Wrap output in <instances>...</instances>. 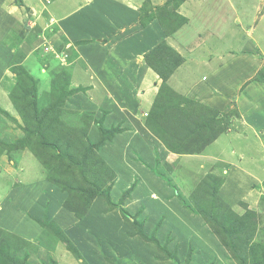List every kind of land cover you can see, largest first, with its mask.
<instances>
[{
	"label": "rangeland",
	"instance_id": "1",
	"mask_svg": "<svg viewBox=\"0 0 264 264\" xmlns=\"http://www.w3.org/2000/svg\"><path fill=\"white\" fill-rule=\"evenodd\" d=\"M14 14L18 22L0 31V63L5 67L0 72L13 75L11 102L0 96V264H121L119 251L128 248L133 260L123 259L124 264H252L255 255L264 264V180L255 182L250 176L259 174L257 151L264 150V143L251 152L245 140L222 134L241 131L240 121L234 120L236 108L215 110L164 89L151 108L138 110L142 116L135 118L145 116L142 125L136 122L139 126H107L87 115L67 121L65 87L51 89L48 76L59 72L51 61H59L56 51L64 42L40 37L42 29L31 25L32 17L25 19L28 10L22 17ZM244 33L237 27L229 30L223 41H212V48L228 47L227 52L238 54ZM33 50L43 51L40 59L49 62V69L34 60ZM27 51L32 52L28 58ZM262 75L260 68L256 80ZM42 82L49 92H39ZM101 159L111 173L102 168ZM27 162L33 166L24 178L21 167ZM12 188L17 206L10 201ZM29 195L35 204L24 199ZM66 199L78 208L93 199L82 225L75 227L82 244L73 239L77 256L64 241L53 239L58 245L53 243L52 251L46 245V233L55 237V228L43 215L53 205L64 214L59 218L68 220L74 214L64 206ZM133 217L149 238L165 245V253L136 234Z\"/></svg>",
	"mask_w": 264,
	"mask_h": 264
},
{
	"label": "crops",
	"instance_id": "2",
	"mask_svg": "<svg viewBox=\"0 0 264 264\" xmlns=\"http://www.w3.org/2000/svg\"><path fill=\"white\" fill-rule=\"evenodd\" d=\"M250 2L252 4L251 0H22L21 4L18 0H0V31L5 33L18 22L14 13L22 17L23 10H28L25 19L32 17L31 25L34 23L42 29L40 37L52 43L62 39L64 43L58 53L66 58L60 57L62 61L53 58L51 63L60 69L57 74L50 72L48 76L52 79L51 89L65 87L63 101L67 111L63 117L67 121L77 115L102 120L107 126H131L132 123L139 126L136 123L139 119L135 117L142 113L138 110L151 108L158 95L162 80L158 69L171 70L165 81L176 94L186 95L215 110L235 107L240 116L234 120L240 121L242 129L238 132L228 129L222 134L245 140L251 144V152H255L258 144L264 143V75L256 80L258 70H264V0H254L253 9ZM236 27L245 32L238 54L227 52L228 47L225 50L212 48V41H223L229 30ZM46 29L50 32L48 36ZM33 51L34 60L43 62L49 69V62L40 59L43 51ZM30 52L25 53L26 58L31 56ZM0 75V96L6 95L11 102L8 95L13 75L11 72H0ZM44 87L42 82L39 92H49ZM3 105H8L6 99ZM141 120L144 122L145 116ZM140 123L142 125V121ZM91 125L89 133L93 134L95 125ZM257 152L261 155L259 174L250 173L255 182L264 180V150ZM32 166L27 162L21 167L24 178ZM10 192V201L19 205L14 189ZM25 197L33 203L36 201L31 195ZM63 215L61 208L52 205L43 216H49V221H54L66 238L82 246L75 227L82 225L85 216L79 219L73 215L66 220L67 216L64 221L59 218ZM46 234L49 250L53 249V239L63 242L58 235ZM56 253L57 250L53 255ZM113 253L116 258L118 253ZM130 253L129 248L119 251L117 262L124 264L123 259L133 260L129 258Z\"/></svg>",
	"mask_w": 264,
	"mask_h": 264
},
{
	"label": "trees",
	"instance_id": "3",
	"mask_svg": "<svg viewBox=\"0 0 264 264\" xmlns=\"http://www.w3.org/2000/svg\"><path fill=\"white\" fill-rule=\"evenodd\" d=\"M175 63H177V62H175ZM178 64V63H177ZM156 69V68H155ZM158 74H160V76L162 77V79H164L163 80V82L166 80V78H167V76H168V74L171 72V70H169V71H165V70H161V69H158ZM163 82H162V84H161V86H160V89H159V93H158V96L160 95V93H161V91L162 90H166V91H168L169 93H175V92H173V91H171L167 86H166V84H163ZM10 92H11V90H10ZM172 95H175V94H172ZM158 98V97H157ZM17 109H18V107H17ZM55 139L57 140V141H59L60 140V137H58V136H55ZM102 160V159H101ZM102 162H103V160H102ZM103 164H104V162H103ZM105 167V169H107V171L109 172V173H111V170H110V167L109 166H107L106 164H104V166H102V168H104ZM106 174H108V173H106ZM110 175H108V176H106L105 177V180H106V182H108V181H110L111 179H110V177H109ZM105 185V184H104ZM100 187H102L103 189H105L104 187H103V185H100ZM78 191L80 192V194H81V196H85L84 194H83V192H82V188H79L78 189ZM129 191L130 190H128L127 192H124V198H125V196L126 195H128L129 194ZM126 193V194H125ZM107 196H109V194L107 193L106 194V196L105 197H107ZM110 197V196H109ZM88 197H86L85 199H87ZM92 200L93 199H90V200H87L86 201V203L84 204V205H82L81 207H76V206H72V204H68V199H66V201L65 202H63V204H64V206L66 207V208H68L71 212H73V214H74V216L76 217V218H83L87 213H88V210H89V208H90V206H91V203H92ZM108 200V201H107ZM106 201L109 203V204H111L113 207L114 206H116V203H114V202H112V201H110V199L108 198ZM123 200V198H120V202ZM123 202V201H122ZM53 226H54V228H55V230H52L53 231V233L55 234V235H58L59 236V238L61 239V240H63L65 243H66V246L68 247V249L69 250H71L72 252H74L73 251V249L72 248H74L75 247V245L73 244V242H71L70 240L68 241V238H66V235L60 230V228L54 223V222H52V221H49ZM130 222L132 223V224H134L135 225V230H136V234H138V235H140L144 240H150L151 242H153L155 245H156V247L158 248V249H160L161 251H163V253H165L166 251H165V245H160V243H159V241L156 239V238H154V237H152V238H149V236H147V234L143 231V229H142V227H141V223L140 222H138V220H135V218L133 217V218H130ZM229 229H231L232 230V226L231 227H229ZM61 233H63V236L61 235ZM256 244H254V245H252V246H255ZM253 249V248H252ZM168 251V250H167ZM74 254H75V252H74ZM76 254H78L77 252H76ZM75 254V255H76ZM77 256V255H76ZM254 262V263H253ZM246 263V262H245ZM245 263H242V264H245ZM251 263L252 264H263L262 263V260H259L258 259V257L255 255V256H253L252 257V259H251ZM51 264H57L56 262H54V261H51Z\"/></svg>",
	"mask_w": 264,
	"mask_h": 264
},
{
	"label": "clouds",
	"instance_id": "4",
	"mask_svg": "<svg viewBox=\"0 0 264 264\" xmlns=\"http://www.w3.org/2000/svg\"><path fill=\"white\" fill-rule=\"evenodd\" d=\"M46 1H48V0H46ZM49 47H51V45H44V48H49ZM56 55L59 56V57H62V58L65 57V55H61L60 52L58 53V51H56Z\"/></svg>",
	"mask_w": 264,
	"mask_h": 264
}]
</instances>
